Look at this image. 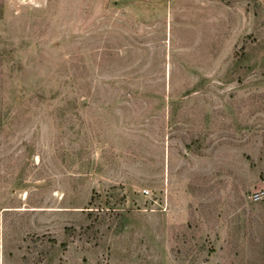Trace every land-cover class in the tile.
<instances>
[{"label": "rangeland", "instance_id": "1", "mask_svg": "<svg viewBox=\"0 0 264 264\" xmlns=\"http://www.w3.org/2000/svg\"><path fill=\"white\" fill-rule=\"evenodd\" d=\"M261 179L264 0H0V264H264Z\"/></svg>", "mask_w": 264, "mask_h": 264}, {"label": "built area", "instance_id": "2", "mask_svg": "<svg viewBox=\"0 0 264 264\" xmlns=\"http://www.w3.org/2000/svg\"><path fill=\"white\" fill-rule=\"evenodd\" d=\"M145 192H148V190H144ZM250 197L252 200H261L264 198V179L259 180L255 187L252 189Z\"/></svg>", "mask_w": 264, "mask_h": 264}]
</instances>
